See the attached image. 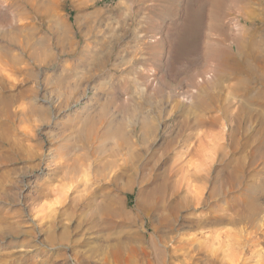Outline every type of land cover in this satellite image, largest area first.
I'll use <instances>...</instances> for the list:
<instances>
[{
  "label": "rangeland",
  "instance_id": "1",
  "mask_svg": "<svg viewBox=\"0 0 264 264\" xmlns=\"http://www.w3.org/2000/svg\"><path fill=\"white\" fill-rule=\"evenodd\" d=\"M241 5L0 0V264H264V83L241 128L223 64Z\"/></svg>",
  "mask_w": 264,
  "mask_h": 264
},
{
  "label": "bare ground",
  "instance_id": "2",
  "mask_svg": "<svg viewBox=\"0 0 264 264\" xmlns=\"http://www.w3.org/2000/svg\"><path fill=\"white\" fill-rule=\"evenodd\" d=\"M34 1V0H33ZM139 1V0H138ZM141 1V0H140ZM155 1V0H154ZM164 2V0H162ZM186 1V0H185ZM139 3V2H138ZM169 3V2H167ZM26 4V3H25ZM155 3H153L154 5ZM30 5V4H29ZM157 5V3H156ZM160 5V4H159ZM5 5H3L4 7ZM163 6V5H162ZM251 6H256L257 10L254 9V11H257V15H253V12L251 11ZM1 7V6H0ZM21 7V6H20ZM153 8V6H151ZM16 8V7H15ZM126 8V7H125ZM157 8V7H156ZM155 8V9H156ZM162 8V7H161ZM168 8V7H167ZM149 11V10H148ZM152 11V10H151ZM241 16L239 18V20L236 23V26L238 28V35L235 36L232 40V42L230 43L229 47L225 50L226 51V56L224 59V63L220 62L219 63H223L224 64V73L228 74V75H233V74H237L240 76L239 81L241 80V85L242 87H240L243 91V96L244 99L242 101V103H240L239 108H238V112L236 116H231L234 118H237L236 120L239 122L240 127L243 128L245 126H247L248 124H256V122L261 121V116L259 114V110L256 107V104L258 103V99L256 97V95H251L249 94V78L251 76H255L256 80L259 81L260 83L263 82L264 83V72L257 73V67L260 66L258 69H262L264 70V65H262V60L264 58V0H242V5H241ZM10 12V11H9ZM3 13V12H2ZM8 13V12H7ZM158 15V14H157ZM185 15V14H184ZM8 16V15H7ZM237 16V15H236ZM151 17V16H148ZM138 18V17H137ZM2 20V19H1ZM139 20V19H138ZM213 21V20H212ZM13 22V21H12ZM10 23V22H9ZM138 23V22H137ZM135 23V24H137ZM171 23V22H170ZM120 24V23H119ZM133 24V23H132ZM210 24V23H209ZM3 25V24H2ZM134 25V24H133ZM137 26V25H136ZM175 26V25H174ZM3 27V26H2ZM132 27V25H131ZM151 27V25H150ZM152 30V29H151ZM134 31V30H133ZM132 31V32H133ZM174 31V30H173ZM154 32V31H153ZM19 34V33H18ZM165 34V33H164ZM167 35V34H166ZM111 36V35H110ZM117 37V36H116ZM152 37V36H151ZM11 38V37H10ZM165 38V37H164ZM159 39V38H158ZM113 40V39H112ZM9 41V40H8ZM109 42V41H108ZM148 44L150 43H155L156 39L155 38H150L149 41H147ZM162 42V41H161ZM160 42V45H162ZM11 43V42H10ZM157 43V42H156ZM109 44V43H108ZM159 44V43H158ZM140 45V44H139ZM156 45V44H155ZM164 45V44H163ZM133 46V45H132ZM131 46V47H132ZM216 47V46H215ZM225 47V46H224ZM129 48V47H128ZM111 50V49H110ZM137 50V49H136ZM141 50V49H140ZM157 50V49H156ZM217 50V49H216ZM160 51V50H159ZM209 51V50H208ZM223 51V50H221ZM122 52V51H121ZM151 52V51H150ZM161 52V51H160ZM214 52V51H213ZM221 53V52H220ZM152 54V53H151ZM30 55V54H29ZM44 55V54H43ZM213 55V54H212ZM45 56V55H44ZM106 56V55H105ZM220 56V55H219ZM136 57V56H135ZM44 58V57H43ZM46 58V57H45ZM205 59V58H204ZM217 59V57H216ZM221 59V58H220ZM223 60V59H222ZM110 61V60H109ZM98 61H96L97 63ZM101 62V61H100ZM134 62V61H133ZM158 62V61H157ZM91 64V66H93L94 64ZM88 64V65H89ZM107 64V63H106ZM260 64V65H259ZM100 65V64H99ZM105 65V64H104ZM90 66V65H89ZM88 66V67H89ZM90 66V67H91ZM97 66V65H96ZM108 66V65H107ZM153 66V65H152ZM89 67V68H90ZM100 67V66H99ZM102 68V67H101ZM137 68V67H136ZM216 68V67H215ZM223 68V66H222ZM94 69V67L92 68ZM97 69V68H96ZM202 69V68H201ZM200 69V70H201ZM214 69V68H213ZM218 69V68H217ZM134 70V69H133ZM202 71V70H201ZM206 71V70H205ZM148 75H146L147 77L152 76L153 71L148 69ZM146 72V73H147ZM198 74V73H197ZM141 76V75H139ZM225 76V75H224ZM238 76V77H239ZM237 77V78H238ZM195 78V77H194ZM218 78V77H217ZM214 79V77H211L210 75H207L204 78V82H212V80ZM249 79V80H248ZM254 79V78H253ZM217 80V79H216ZM215 81V80H214ZM252 81V80H251ZM200 83V82H199ZM222 83V82H221ZM239 83V82H237ZM205 84V83H204ZM219 84V83H218ZM239 85V84H237ZM197 86V85H196ZM153 87V86H152ZM156 87V86H155ZM158 87V86H157ZM152 89V88H151ZM149 90V89H148ZM152 91V90H151ZM156 91V90H155ZM258 91V90H257ZM193 94V93H192ZM210 94V93H209ZM209 94H202L198 97V102L196 104L199 105V108H207L209 107V102L212 103V96L209 97ZM188 100V98H186ZM214 99V98H213ZM9 98L5 97V98H1L0 101L2 104H6L8 102ZM241 102V101H240ZM213 104V103H212ZM213 107V105H212ZM197 108V107H196ZM210 108V107H209ZM208 108V109H209ZM201 110V109H200ZM204 110V109H203ZM24 113V115H28V117H32L33 115H36L38 112L36 111V108L34 109V107H32L31 105H28V107L23 108L22 110ZM202 111V110H201ZM13 114V113H12ZM92 131V130H91ZM94 131V130H93ZM97 132V131H96ZM95 132V133H96ZM93 133V132H92ZM97 135V134H96ZM253 135H246L247 138H250ZM69 170V169H68ZM67 170V171H68ZM71 170V169H70ZM69 170V173H70ZM69 175V174H68ZM66 173V176H68ZM78 176V172H77V168H73L71 170V175H69V179L70 181L76 180ZM64 178V177H63ZM66 179V178H65ZM77 188L74 189V191ZM42 192V191H41ZM76 192V191H75ZM50 193V192H49ZM48 194V193H47ZM65 194V193H64ZM45 195V194H42ZM41 196V195H40ZM46 196V195H45ZM46 198V197H45ZM60 198H66V195H64V197H60ZM107 198V197H106ZM77 199V198H76ZM59 200V199H58ZM64 200H60L59 203H61V201L63 202ZM78 200V199H77ZM105 200V199H104ZM185 200V199H184ZM90 201V200H89ZM93 201V200H92ZM91 201V202H92ZM57 202V201H56ZM76 202V201H74ZM58 203V204H59ZM64 203V202H63ZM61 203V204H63ZM106 203V207L108 208V210L110 211L109 213H111V207H112V200L111 199H106L105 202ZM181 203V202H179ZM188 202H182V205L186 206ZM200 203V202H199ZM57 204V203H56ZM74 204V203H73ZM192 204V203H191ZM178 205V204H177ZM181 205V204H180ZM181 205V206H182ZM89 207H95L94 203H89L88 205ZM181 206H179L181 208ZM107 208H105L107 210ZM180 208H175L173 207V209H171V212L176 214L177 211ZM96 209V208H95ZM169 210V209H168ZM95 212V210H93ZM33 212V211H32ZM54 212V210H53ZM94 212L91 213L92 215H94ZM164 219V217L162 218ZM159 219H157L158 221ZM151 222V221H150ZM156 224V221L155 223ZM166 224V223H165ZM164 225V222H163ZM165 226V225H164ZM38 229V228H37ZM160 229V228H159ZM162 230V229H161ZM40 231V230H39ZM156 232V231H155ZM48 233V231H47ZM50 233V232H49ZM48 233V235H50ZM152 236V235H151ZM52 238V237H51ZM142 239V238H140ZM53 241V239H51ZM150 240V239H149ZM148 240V241H149ZM154 240V239H153ZM164 240V239H163ZM152 241V239H151ZM109 244V243H108ZM154 244V243H153ZM120 245V244H119ZM104 246V245H103ZM151 246V245H150ZM157 246V245H156ZM108 247V246H107ZM107 247H105L107 249ZM152 247V246H151ZM155 247V246H154ZM153 247V248H154ZM103 248V247H102ZM101 248V249H102ZM115 248V247H114ZM151 249V248H150ZM103 250V249H102ZM105 250V249H104ZM103 250V251H104ZM125 250V249H124ZM96 251V250H95ZM102 251V252H103ZM101 252V253H102ZM212 252V251H211ZM156 253H158L156 251ZM155 253V254H156ZM209 253V252H208ZM207 253V254H208ZM215 253V252H214ZM212 254L211 257V261L216 264H222V259L220 260V258L216 257V254ZM125 254V253H124ZM160 255H157V258H159L158 262L164 259L163 255H161V251L158 253ZM147 255V254H146ZM125 257V256H124ZM130 257V256H129ZM131 258V257H130ZM129 259V258H128ZM122 260V259H121ZM126 260V259H124ZM224 261V260H223ZM127 262V261H125ZM124 262V263H125ZM131 262V261H130ZM156 263V262H155ZM154 263V264H155ZM162 263V262H161ZM158 264V263H157ZM212 264V263H211Z\"/></svg>",
  "mask_w": 264,
  "mask_h": 264
}]
</instances>
